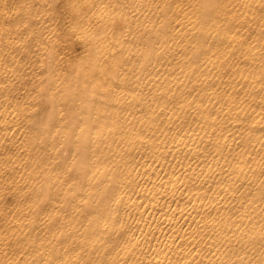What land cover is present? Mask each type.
I'll use <instances>...</instances> for the list:
<instances>
[{"label": "bare ground", "instance_id": "bare-ground-1", "mask_svg": "<svg viewBox=\"0 0 264 264\" xmlns=\"http://www.w3.org/2000/svg\"><path fill=\"white\" fill-rule=\"evenodd\" d=\"M0 234V264H264V0H0Z\"/></svg>", "mask_w": 264, "mask_h": 264}, {"label": "rangeland", "instance_id": "rangeland-1", "mask_svg": "<svg viewBox=\"0 0 264 264\" xmlns=\"http://www.w3.org/2000/svg\"><path fill=\"white\" fill-rule=\"evenodd\" d=\"M7 230V229H6ZM2 235V236H1ZM9 234H5L4 236H3V234H0V243H2V242H5V241H8V237L7 238H5L6 236H8Z\"/></svg>", "mask_w": 264, "mask_h": 264}]
</instances>
